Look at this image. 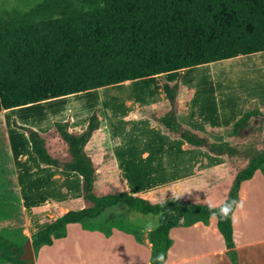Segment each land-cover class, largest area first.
I'll return each mask as SVG.
<instances>
[{"label": "trees", "instance_id": "obj_1", "mask_svg": "<svg viewBox=\"0 0 264 264\" xmlns=\"http://www.w3.org/2000/svg\"><path fill=\"white\" fill-rule=\"evenodd\" d=\"M263 51L264 0H42L27 11L15 10L0 18V111L127 80L153 75L161 78L169 71ZM162 85L170 108L163 115L151 116L166 132L214 155L249 158V165L238 171L226 200L219 206L238 201L241 183L264 165V148L218 141L185 125L177 117L180 81H163ZM70 123V118L54 122L71 155L70 160H61L50 152L47 138L38 129L13 120L14 127L27 132L32 151L43 167L54 166L80 175L82 197L89 202L57 215L35 232V253L65 237L70 223H81L86 229L107 235L114 227L132 232L115 222L106 228L91 221L107 209L124 204L138 213L158 216L157 226L148 231L150 264H157L160 253L165 264L173 244L170 230L189 214L204 223L212 216L218 218L226 253L238 264L232 223L236 207L225 219L218 208L213 215L209 205L178 197L153 202L127 189L97 195V170L86 148L103 119L95 109L84 131H71ZM261 125L264 127V111L253 100L228 127L212 129L216 134L246 139ZM8 196L12 197V192ZM18 211L23 216L20 203ZM21 253V247L0 232V264H26Z\"/></svg>", "mask_w": 264, "mask_h": 264}, {"label": "rangeland", "instance_id": "obj_2", "mask_svg": "<svg viewBox=\"0 0 264 264\" xmlns=\"http://www.w3.org/2000/svg\"><path fill=\"white\" fill-rule=\"evenodd\" d=\"M40 1L42 0H0V18L6 17L15 10L22 12L27 11L31 6ZM262 53H264V51ZM258 54H249V56H241L204 64L201 67L186 69L184 71V80L192 86H188L185 89H196L202 95V98L208 95L212 97L222 95L224 97L218 99H223L225 101L238 96L244 97L247 94H264V68H261L264 65V54ZM261 58L263 59L259 60ZM138 84L140 85V83H137V86L131 90L141 91L142 88ZM99 89H101L100 92L102 93L98 96L110 99L116 87H103ZM126 91H130V88L126 89ZM94 92L95 91H86L23 107L4 110L2 112L3 115L0 111V232L3 236L21 247L22 252L25 250L26 241L28 239L32 240V235L39 227L38 225L35 226L33 223L34 217L37 216L41 219V222H47L52 218L50 212L56 210V207L58 212H64L70 209H80L86 205V202L83 200L80 184L74 179L75 175L73 174L76 173L61 171L60 168V170H58L38 165L35 166L31 159L25 161L26 156L24 157L23 155H21L19 159H12L8 147V129L10 128L11 132H13V136L16 134H23V130L14 127V119H16L18 124H22L20 123V121H22L48 129L53 125L52 122L59 121L62 117L66 118L70 111H72L74 115L76 110L74 109L75 107H80L81 110L85 112L84 115H87L90 111L87 104L89 101L95 99V97H93L95 94ZM103 92L105 93L103 94ZM189 97L190 92L185 91L183 93V103L186 104ZM129 106L130 105L127 103L126 111L130 108ZM259 107L264 111V107L262 108L260 105ZM113 110V102L110 100L100 104L98 113L101 117L104 116L110 119L113 116ZM140 113L156 114L154 109L149 107L141 108ZM73 115H71V118L69 117L71 121H73ZM14 116L18 119L16 117L12 118ZM104 117H102L103 121ZM261 126L262 127L256 129V131L246 139L229 136L225 133L216 134L210 127H208L205 132H201L208 134L218 141L227 140L232 143L252 146L254 149H263L264 127L263 125ZM54 135L51 133L48 137L52 147H54L55 142L53 141L55 138ZM155 137L156 143L145 146V152L153 154L164 152V147L161 145L164 141V131L158 129ZM58 141L61 142L59 139ZM58 150H61V148L58 147ZM86 151L93 159L97 170L95 179V193L97 195L115 193L127 189L131 192L136 191L139 195L148 197L153 202H161L170 197L188 198L187 195L176 191V188L167 187L164 189V187H162V185H164L163 160L140 162L143 167H134V169L131 170L132 173L130 176H124L116 166V158L125 153L134 151V149L129 145L118 144V140H116V143H113V141L108 139L105 130H98L94 133L87 145ZM64 152H67L65 146L62 148L60 154ZM239 165H243V162ZM231 167L230 165L227 167L222 166L218 167L216 170V178L218 181H222L220 190H224V188L228 186L234 171V168ZM259 178L260 177L257 178L256 182L259 181ZM207 180V177L204 176L201 181L207 183ZM153 189L158 190L153 192ZM8 192H12V197L8 196ZM250 192L253 193L256 202H253L250 206L252 217L250 216V221H248L249 224H245L240 218L236 221L237 243L245 241V239L248 238L247 236L259 237L260 235H264V223L260 221V219H264V187H260L258 190L257 187H254ZM190 196V199H196L192 197L194 195ZM19 203L23 209V216L18 211ZM91 221L96 224H102L106 228L110 226L111 222L122 224V226L134 232L136 236L143 240L146 238V233L149 231L146 226L150 224L156 227L158 224V216L138 213L124 204H118L107 209L101 216ZM201 228L202 227H196L193 231H189V233H187L188 236L184 233L181 235L178 234V239L175 236V242L177 243L179 252L185 253L184 255H193L195 252L220 248V241L218 238H215V236L208 239V242L203 241L205 239L202 236L204 232L207 234L210 231L204 229L203 232ZM115 229L114 227L113 230ZM104 252H106V250L96 249L95 251H91L84 250V248L80 250L70 248L63 251L61 254H57L44 250L40 264H89L93 261H103V264H108L113 257L118 256L116 252L112 254V257L111 252ZM113 252L114 251H112V253ZM227 255L226 252L222 255L218 254L217 259L214 257L211 261L208 257L197 259L193 261L192 264H202L201 262H203L204 259H207L205 261L208 262L214 261L216 264H232L229 260L230 257L228 258L229 255Z\"/></svg>", "mask_w": 264, "mask_h": 264}, {"label": "crops", "instance_id": "obj_3", "mask_svg": "<svg viewBox=\"0 0 264 264\" xmlns=\"http://www.w3.org/2000/svg\"><path fill=\"white\" fill-rule=\"evenodd\" d=\"M255 54L258 53H254V55ZM263 54L264 53L258 55ZM262 59L263 58L259 60ZM202 65L188 67L185 69L201 67ZM261 68H264V65ZM185 69L166 72L162 75L161 78L157 75H153L105 86L116 87V90H113L114 93L112 92L113 95L110 99L98 96L100 95V93H102L100 92L101 89H91L89 91H95V94L93 96L95 97V99L89 101L87 104V106L90 108L89 113L87 115H84L85 112H83L80 107H75L74 109L76 110L74 115L73 112L70 111L66 118L62 117L61 119H59V121H64L69 117L71 118V115H73V121H71L70 123V130L74 132H82L86 129L89 122V117L93 110L96 108L99 111L100 104H102V102L111 100L113 102L114 108L113 116L110 119L102 116L104 117V121L102 127L99 130H105L108 139L110 141H113V143H116V140H118V144L129 145L132 149H134V151L125 153L116 158V166L124 176H130L132 173L131 170L134 169V167H143L140 162L163 160L164 185H162V187H164V189L167 187L176 188V191L187 195L188 198L183 199L184 201L199 202L207 205L211 203L213 205L219 206L226 200L238 171L249 165V158L229 157L226 155L218 156L210 153L203 148L188 146L184 139L180 137H174L170 133L166 132L161 124L153 120L150 113L141 114L140 109L149 107L153 108L157 115L165 114L170 108V104L163 89L162 82H174L179 80L182 88L178 92L176 100L178 109L177 117L185 125L205 132L208 127H228L243 114V111L247 104L253 100H257L259 105L263 108L264 94H247L244 97L238 96L228 99L227 101L218 99L224 97L222 95H217V97L208 95L207 97L202 98V95L196 89H185L188 86H192L190 83L184 80ZM137 83H140V85H138L142 88V90L139 92L131 90L132 88L137 86ZM129 88L130 91H126V89ZM185 91L190 92V97L187 99L186 104L183 103V93ZM104 93L105 92H103V94ZM127 103L130 105V108L126 111ZM15 117L16 116L12 118ZM20 123L32 126L40 130V132L47 138L48 148L54 156L58 157L61 160L71 159L68 145L55 128L53 122L52 124L54 125V127L52 125L51 128L48 129L34 126L27 122L20 121ZM158 129L164 131V141L161 143V145H163L164 147V152L160 154L145 152V146L156 143L155 134ZM12 133L13 132H11L9 128L7 132V139L11 158L19 159L20 156L23 155L24 157L26 156L25 161L31 159L32 163L35 164V166H42L39 163L36 155L32 151L27 132L23 130V134H16L15 136H13ZM51 133L52 135L58 133L54 135V147L51 146L50 139L48 138ZM58 139L61 140V142H59ZM64 146L66 147L67 152L60 154ZM58 147L61 148V150H58ZM241 162H243V165H239ZM228 165L234 168V171L232 173L233 175L229 180L228 186L225 187L224 190H220V184L222 183V181H218V179L216 178V170L218 167H227ZM263 166L256 170L252 178L244 180L241 183L238 201H243L244 207L243 209L235 208L232 214L234 240L238 255V264H264V235H260L259 237L247 236L248 238H246L242 243H237L236 240L237 219L240 218L245 224H247L252 217L250 213V206L253 202H256V200L250 190L254 187H257V190L260 187H264V185H261L264 184ZM48 168L60 170L59 168L54 166H48ZM73 175H75L74 179L76 180V182H78V184H80L81 186L82 179L80 175L78 173ZM204 176H206L208 179L207 183L201 181L202 177ZM258 177H260L259 181L256 182ZM156 190L158 189H153L152 191L154 192ZM134 193L138 194V192L136 191ZM190 195H194L192 197L196 199H190ZM88 204L89 202H86V205ZM65 212L67 211L58 212L56 207V210L50 212L52 218L47 222H41V219H39L37 216L34 217L35 219L33 223L35 224V226H39L35 232L49 223L57 215ZM233 216L237 218L235 221L233 220ZM260 221L264 223V219H260ZM196 227H202L201 229L203 232L204 229L210 231L207 234H205L204 232L202 236L205 239L203 241L208 242V239L215 236V238H218V240L220 241V248H213L206 251L195 252V254L193 255H184L185 253L179 252L177 243L175 242V236L177 237V239L178 234L181 235L182 233H184L186 236H188L187 233H189V231H193ZM169 234L173 239V244L168 250L165 264H192L193 261L197 259L207 257L211 261L214 257H216L217 259L218 254L222 255L226 252L225 241L218 229V218L216 216H212L209 219L208 223H204L196 215L193 214L182 216L178 225L172 227ZM70 248H75L76 250L84 248V250L91 251H95L96 249L106 250V252L104 253L111 252V257L112 254H115V252L118 253V256L113 257L108 262V264H150V257L152 254V243L148 239V232L146 233L145 239L138 240L136 234L133 232L115 229L111 234L107 235L101 230L86 229L82 226L81 223H70L67 225V235L65 237L57 238L52 244L44 245L39 249V251L35 255L34 264H40V261H42V253L44 250L61 254L63 251H66ZM112 251L114 252L112 253ZM205 260L207 259H204L201 263L216 264L214 261L208 262ZM229 260L232 264H234L230 258ZM102 262L93 261L89 264H103Z\"/></svg>", "mask_w": 264, "mask_h": 264}, {"label": "clouds", "instance_id": "obj_4", "mask_svg": "<svg viewBox=\"0 0 264 264\" xmlns=\"http://www.w3.org/2000/svg\"><path fill=\"white\" fill-rule=\"evenodd\" d=\"M233 207L243 209L244 203L243 201H237L235 199L225 202L222 206H217L209 203V210L212 212L213 215H216L217 212L215 211L216 208H218L219 215H221L223 218L227 219L229 217V214L232 212ZM237 218L233 216V220L235 221ZM148 230H153L152 225L146 226ZM163 254L160 253L156 257L157 264H163Z\"/></svg>", "mask_w": 264, "mask_h": 264}, {"label": "water", "instance_id": "obj_5", "mask_svg": "<svg viewBox=\"0 0 264 264\" xmlns=\"http://www.w3.org/2000/svg\"><path fill=\"white\" fill-rule=\"evenodd\" d=\"M21 258L26 261V264H34L35 253L32 246V240L28 239L26 241V246L24 252L21 253Z\"/></svg>", "mask_w": 264, "mask_h": 264}]
</instances>
